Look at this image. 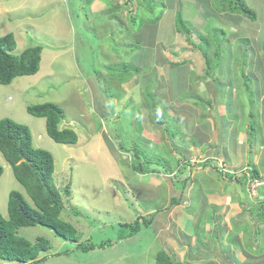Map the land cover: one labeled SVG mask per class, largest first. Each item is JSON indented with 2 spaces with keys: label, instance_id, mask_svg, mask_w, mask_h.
Masks as SVG:
<instances>
[{
  "label": "crops",
  "instance_id": "crops-1",
  "mask_svg": "<svg viewBox=\"0 0 264 264\" xmlns=\"http://www.w3.org/2000/svg\"><path fill=\"white\" fill-rule=\"evenodd\" d=\"M126 1L132 7L139 8L143 6L142 10L131 7L133 9L131 11H135L136 14L143 13L142 11L145 10L146 0ZM181 1H184V5H186V16L181 11L184 6ZM34 2L36 3V0ZM212 2V0H166L165 8L170 7L167 16L162 17L159 14L154 18L153 15L154 19L148 20L144 27L138 26L137 15L132 12L127 11L130 14L128 21L126 12L123 15L124 20L119 19L114 9L115 6L110 8L107 13L103 9L104 13L99 11L100 15L96 12L97 16L95 15L93 21L95 29L101 32V34H97L99 46L103 48L104 44H108L109 46L103 49V52L107 50L111 52V57L116 58L108 65L105 64V61H101L99 65L104 71L109 69L112 73L118 67L117 72L120 77L129 76L128 81L124 79L119 83L106 79L107 82L110 81L118 87L115 94L117 97L115 98L116 102L111 106L113 114L109 116V120L119 125L118 130L122 132V135H131V145L127 144V148L130 149L129 152L134 157L132 161L137 163L136 161L139 159V144L134 142L132 138L142 139L140 144L147 152L150 150L152 154L148 158H143V161H140L139 164L137 163L138 167L134 169V174L137 175L139 180H131V183H129L139 189L140 193L137 194L148 201L146 203L148 204L147 207L151 209V213L148 214L147 218L152 217V223L149 227L143 229L149 228V232H153V237L147 239L149 232L145 237H142L145 241L147 239V244L142 250L145 253H151L153 257H156L159 251H164L173 259L175 258V262L181 264L186 255L192 259L198 253L207 254L206 252L215 248L216 237L221 239V234L225 235L220 240L223 246L222 249H227L230 253L228 255L223 253L224 256L236 264H242L243 262L239 259L238 254L232 253L229 247L224 245L232 235L226 236L225 232H220V228L226 229L228 226V229H230L231 225L237 228L246 222L248 226L256 225V230L253 231L256 236L257 227L261 229L264 226L260 225L264 221H259L252 212L254 203L258 204V202L248 200L244 185L240 184L238 186L241 183L240 177L242 175L231 179L232 177H222L213 170L217 165H222L227 171L235 169L241 172H250L251 169L253 174L258 171L260 176V169L264 168L263 155L262 163H259V166L255 164L253 159L252 167L247 161L244 162L252 147L250 150L247 147V129L242 130V123L245 122L244 113H246L245 101L242 99L241 104L237 101L239 98L237 93L239 92L242 96L246 92L245 85L244 91L241 93V86L236 81L237 75L232 66L236 62L232 49L237 50V48L230 47L228 57L225 60V74L230 82H223L222 75L216 69L207 68L206 60L201 51L193 45L186 33L177 31L176 17L179 15L178 12L181 11L183 18H185L184 20L181 17L183 24L189 29V32L195 35H206L214 29L213 27L225 29L226 26H229V29H232L231 31H234V33H228L227 31V37L232 38L233 43H239L240 39H248L238 36L240 30H242L241 27L235 30L231 25L232 20H235L236 23H241L242 20L233 14L215 12L211 6ZM13 10H16V6L9 8L0 2V26H3L4 20H6L4 15ZM103 16H106V19L102 18ZM39 18H41V15L37 13L36 19ZM61 18L60 16L55 17L51 21L49 26L52 28L53 34L66 28L70 30L71 27L66 26L68 23L64 16L63 19ZM165 20L169 21V28L164 29L163 32L168 31V33L162 34L161 28ZM1 21H3L2 24ZM188 23L193 27L192 29L189 28ZM107 27H111L110 32ZM159 32L161 33L160 36H158ZM260 36L263 38V33L259 34ZM229 43L231 42L229 41ZM243 44L244 42L239 43L241 46ZM243 50L244 47L242 50L240 49V52H235L244 58ZM254 54L256 57V52ZM69 55H71V60L68 59ZM74 56L73 52L68 54L54 51L51 59L52 61L60 60L59 62L68 66L73 64L71 70L74 68L76 73L74 72L72 81L81 79L79 83L81 84L83 75L77 69ZM251 56L254 58L253 54ZM252 64L254 65L250 66H252L253 72L258 75L257 71L263 63L260 66L256 65L257 58H255ZM259 74H261L260 79L261 77L264 79V73ZM253 80L256 83L255 90L257 92L259 79L257 81V78L253 76ZM217 81H219V86L224 91L231 92L237 104V118H230L228 124L218 114L219 104L217 99L220 92L217 88ZM84 82L93 91L94 96L96 95L95 92L98 96H102L100 92L102 93L103 87L101 84L99 85L98 78L94 80L93 84L89 79ZM9 85L14 86L17 92H20L18 89L25 86L24 89L29 90L33 84L27 86L25 80L16 77ZM237 86L239 87L238 90L236 89ZM16 90L13 91L15 94ZM23 91L21 90V93ZM145 94L150 97L148 102L144 97ZM185 95L198 97L202 108L198 103L191 104L189 101L183 100L186 97ZM202 97L205 98V101L201 100ZM104 98H108L107 95ZM101 99L102 102L99 104L98 101H95L96 106H98L96 110L98 117H85L87 123H92L98 128L95 132H89L90 138L85 141V145L88 146L91 143V145L100 146V139H106L105 143L101 145L102 148L105 147L106 150L103 149L102 151L106 153L101 154L102 157H99L109 161L114 166L113 170L118 178L122 173L118 169L119 161L117 160L118 157L120 158L121 153L107 136L108 123H106L105 116H103L104 107L107 108V101L103 97ZM123 112L125 114L121 116ZM234 119L235 121H232ZM32 120L36 121L37 127L40 129L38 137L42 139L45 137L46 140L45 118L28 117V124L34 125ZM169 121L175 122V134L169 133V127L171 126ZM70 125L65 120L64 114L60 128H70L77 135L78 131ZM29 129L32 144L37 148L32 130L34 128L29 126ZM229 133L232 136H229ZM173 135H176V137H172ZM245 135L246 137H244ZM79 136L77 135V142L71 145L80 144L84 141V139L81 141ZM232 142L234 143L233 148L230 147ZM244 145H246V148L243 147ZM54 146L56 145L50 143L49 147H44L51 148ZM110 149L113 155L107 152ZM233 155L237 157L236 161L233 159ZM252 156L253 154H251ZM66 157L70 159L77 158V154ZM79 158H81L80 155ZM114 158L115 160H113ZM242 158L243 161L241 162ZM63 160V163H65L66 160ZM0 165L4 168L3 174L0 176V213L3 217H6L7 199L10 190L16 189L23 195L25 191L15 177H12L11 167L1 152ZM7 168L8 172L6 171ZM113 170H111V174H113ZM158 176L167 178V181H160L159 179L162 178ZM1 182H4L3 186ZM142 186L144 187L142 188ZM243 193H246V196ZM176 194L179 195L176 196L177 200L173 197ZM4 199H6V203L3 204ZM159 203H163V206L158 209L156 206ZM2 208L6 212H3ZM166 209L168 210L166 211ZM248 210L249 212H247ZM221 220L223 227L219 226ZM162 229H165V233L162 232ZM240 230H242V227H240ZM240 230L239 232L242 234ZM247 231H250V228ZM41 256H43V253L39 257Z\"/></svg>",
  "mask_w": 264,
  "mask_h": 264
},
{
  "label": "rangeland",
  "instance_id": "rangeland-1",
  "mask_svg": "<svg viewBox=\"0 0 264 264\" xmlns=\"http://www.w3.org/2000/svg\"><path fill=\"white\" fill-rule=\"evenodd\" d=\"M147 1H151L149 5H147ZM212 1L211 6L215 10L217 3L216 0ZM244 1L257 14V20L250 22L243 17L235 16L241 19L242 22L236 23L235 20H232L231 25L235 30L238 27H241L242 30H240L238 36L249 39L250 43L248 47H246V44L241 46L239 43H233L231 40L232 38L227 37L228 35L226 36L224 34L227 33V31L228 33H234V31H231L232 29H229V26H226L225 29L213 27L214 29H212L210 33L204 35H209L208 37L212 41L215 39L220 41L219 49L221 55L218 58L214 56L216 49L213 44L208 47V45H205L202 38H200L201 41H198V43L200 44V50L206 51L209 54L210 62L207 65L209 68L211 66L212 69H216L222 75L223 82H230L225 74V60L228 57L227 52L230 51V47L232 48V46L237 48V50L232 49L234 52L233 55L236 58V62L233 63L232 66L237 75L236 81L241 86V93L244 91V83H242L240 78L239 68L244 69L246 73L248 72V74L255 76L257 81L259 79L257 92L255 90L256 83L254 82L251 85V89L243 93L242 96L239 92L237 93L239 97L237 100L238 103L241 104L242 99H244L246 113L248 112L247 114L244 113L245 122L242 123V130L247 129L250 122L254 128L252 133H248L247 137L246 135L244 136L246 137L249 150L252 147L250 152L247 153L248 156L245 157L244 162L247 161L252 167V163L254 162L259 166V163H262V155L264 156V79L263 77H261V79L259 77L261 75L259 73H264V56L261 51V43L264 41V0ZM0 2L9 8L16 6V10L10 11L8 14L4 15L7 21L4 20V23L1 21L3 26H0V36L11 33L16 40V47L12 53L17 56L28 47L35 45H40L42 47L38 72L33 76L19 77V79L22 78L25 80L27 86L33 84L29 90H25V86L22 87L20 85L22 88L18 89L20 92H17L14 86H4L0 84V120L10 119L19 124H28L27 118L33 116L27 113L26 108L32 104L51 102L63 110L67 123H70V126L78 131L79 134L77 133V135H80L79 138H81V141L84 139L82 143L76 145L58 144L48 136H46L48 140H45V137L43 139L39 138L38 133L40 129L37 127L36 121L32 120L34 125L30 123L28 124L34 128L32 130L35 135L34 142L35 145L38 146L37 148L48 151L55 159L53 179L57 189L61 192L64 205V210L62 211L60 218L69 222L76 228L78 233L82 236L80 240L81 242L91 240L94 243H101L103 240L107 239L114 240L117 238L116 231L118 226H115L116 224H129L136 220L137 216L141 215L147 218L148 214L151 213V209H148V204H146L148 201L143 197H139V194H137L140 193L139 189L129 183H131V180H139L137 175L134 174V169L138 167L137 163L139 164L140 161H143V158H148L149 156H152V154L150 153V150L147 152L146 149L142 147L140 144V140L142 141V139L132 138L134 142L139 144V159H137V163L132 161L134 157L129 152L130 149L127 148V144L131 145V135H122V132L118 130L119 125L114 124L109 120V116L113 114L111 106L116 102L115 98L117 97L115 94L118 89L117 85L110 83V81L114 80L117 83L122 82L124 79L128 81L129 76L120 77L117 72L118 67H116L115 72L113 71L112 73L109 69L104 71L99 65L101 61H105V64L108 65L116 58L111 57V52L107 50L103 52V49H106V47L109 46L108 44H104L103 48L102 46H99L97 42V34H101V32L95 29L93 21L95 15L97 16L96 12L100 15L101 13L99 11H102V9L109 11V9L114 6L118 18L121 20H124L123 15H125V12L128 14L126 16L127 21L130 16L128 12L134 14H136V12L131 11L133 10L131 9L132 6H129L128 1L126 0H36V3L34 0H0ZM181 3L184 5V1H181ZM165 6L166 0H146V5H144L145 10L142 11L143 13L140 12L136 14L138 26L144 27L148 20L150 21L151 18L154 19L155 16L157 17L159 14H161L162 17L165 15L167 16V13L170 12V7L165 8ZM185 6L186 5L181 8L184 16H186ZM133 7H135L134 9L136 10H142L143 6L139 8L136 6ZM181 11L178 12V16L183 18ZM37 13L41 15V18L36 19ZM59 16L62 17L61 19H63L64 16L67 23L71 25L69 26L67 24L66 26L71 28L70 30L66 28L61 32L57 31L53 34V30L49 25L55 17ZM102 18L106 19V16H103ZM183 19L185 20V18ZM88 22H90V25ZM187 25L190 29L193 28L190 23ZM166 28H169V21L167 20H165V23L161 28L162 34L166 32L168 33V31L163 32ZM109 29H111V27H107V30L110 32L111 30ZM215 30L217 31L215 32ZM190 33L194 38L198 36L192 32ZM262 33L263 38L262 36L259 37V34L261 35ZM160 35L161 33L159 32L158 36ZM111 40L113 39L111 38ZM228 40L231 43H229ZM191 42H193L192 39ZM243 47L244 58H242V55H239V53H236L240 52V49L242 50ZM54 51L66 52L68 54L73 52L75 54L74 59L76 61L77 69L83 75L81 84H79L81 79L74 80V82L72 81V77L76 73L74 68L71 70L72 63L71 66H68L67 64L64 65L62 62H59L60 60L52 61L51 57L53 56ZM255 52L256 57L254 56ZM252 54L254 58L251 56ZM255 58H257L256 65L260 66V64L263 63V65L259 67V71H257L258 75L253 72L252 66H250L254 65L252 64V61ZM68 59L71 60V55H69ZM96 78L100 81L99 85L101 84L103 87L102 93L100 92L102 95L101 97L107 101V108L104 107L105 111L103 113L105 121L108 123L107 136L112 142H114L113 145H116L117 150L121 153L120 158H117L119 161L118 169L122 172L118 178L113 170L114 166L109 161L101 158V154L106 153L102 151L105 147H101L106 139H100V146L96 144L91 145V143H89L88 146L85 145V141L90 138L89 132H95L98 129L94 124L87 123L86 118L92 116L95 118L98 117L96 111L98 106H96L95 101H98L99 104L102 102V99L97 95V92H95L96 95L94 96L93 91L84 81L89 79L93 84ZM106 79L110 80L108 81L109 83ZM152 79L154 78L152 77ZM217 88L220 92L219 98L217 99L219 104L218 114L219 117L228 124L229 120H231L230 118H237V104L234 101L231 92H226L219 86V81H217ZM236 89L238 90L239 87L237 86ZM14 90H16V94L13 92ZM21 90L24 91L21 93ZM106 95L108 98H104ZM185 96L186 97L183 100H187L191 104L198 103L200 108H202L198 97L194 95ZM144 97L148 102L150 97L147 94H145ZM201 100L205 101V98L202 97ZM150 104H152V102H150ZM249 113L253 115L252 119L249 116ZM123 114H125V112L121 113V116ZM232 121H235V119ZM169 123L171 124L169 127V133L175 134V122L169 121ZM229 136H232L231 133H229ZM248 136L251 139H249ZM172 137L175 138L176 135H173ZM50 143H53L56 146L48 148ZM230 147H234L233 142L230 144ZM243 147L246 148V145ZM50 149L52 150L51 152ZM107 152L112 154L111 149ZM74 154H77V158L70 159L66 157H70ZM251 154H253L252 157ZM79 155L81 158H79ZM232 157L235 161L237 160L235 155ZM63 159H67L65 163H63ZM113 160H115V158ZM242 161L243 158L241 159V162ZM111 170H113V174H111ZM260 170L261 175L259 178L264 179V168H261ZM6 171L8 172V168ZM10 172L14 178L12 169ZM215 172L218 175L220 174L222 177H225L240 171L235 169L227 171L224 167V172L221 170L219 173L217 171ZM250 172H252L251 169ZM240 178L241 183H239L238 186L242 184L244 185L245 190H247L249 182L247 181L246 184H243L241 181L243 177ZM166 179L167 178L163 177L159 180L165 182L167 181ZM1 183L3 186L4 182ZM68 184H70V195L65 194V187ZM143 187L144 186H142V188ZM12 190L17 191L16 189H11L10 191ZM258 191L259 194L257 193ZM257 192L253 193L252 191H246L248 195L247 198L248 200L258 202V204L256 202L254 203L252 212L254 217H257L259 221H264V187H260ZM246 193L243 194L246 196ZM24 196L26 198L25 192ZM176 196L178 197L179 195L176 194L173 196L177 200L178 198H176ZM26 199L29 200L28 198ZM4 203H6V199H4L3 204ZM162 206L163 203H159L156 207L159 209ZM1 210L6 212L4 208ZM167 210L168 209H166V211ZM76 211L80 212V215L76 216L74 214ZM247 212H249V210ZM221 222L222 220L219 222V226L223 227ZM260 225H264V222ZM110 226L114 227V230H111L112 228ZM254 226H248V223L244 222V224L240 226L242 227V230H240V227L234 228L233 225H231L230 229H228V226L226 229L220 228V232H225L226 236L230 234L232 235L229 241L226 242V244H223L228 246L232 253L234 252L238 254L239 259L243 262L242 264H264V226L261 229L257 227L258 232L256 236L253 233V231L256 230V225ZM248 228H250V231H247ZM148 229H143L140 234L138 233L133 238L121 241L118 245L102 250L97 249L89 253H82L74 250V247L78 242L71 243L69 240H64L63 238L55 236L46 228H21L18 230V235L26 238L31 243H33L38 236L44 237L52 243V248L46 254L59 255L54 257L50 256L46 262H42L41 264H155V257H153L151 253H145V251L142 250L147 244V239L153 237V232H149ZM148 232L149 235L145 241L142 237H145ZM162 232L165 233V229H162ZM162 232L161 234H163ZM223 235L224 234H221V239L225 236ZM140 238L141 240L139 241ZM221 239L216 237L215 248L206 252L207 254L198 253L197 256L192 259L186 255L182 264H236L231 259L224 256V254L228 255L230 253L227 249H222L223 246L220 241ZM65 250L67 251V254H62L61 252H64ZM173 260L175 261L176 259L174 258ZM0 264L18 263L0 261Z\"/></svg>",
  "mask_w": 264,
  "mask_h": 264
},
{
  "label": "trees",
  "instance_id": "trees-1",
  "mask_svg": "<svg viewBox=\"0 0 264 264\" xmlns=\"http://www.w3.org/2000/svg\"><path fill=\"white\" fill-rule=\"evenodd\" d=\"M216 12L229 13L234 16L243 17L250 22L257 20V14L245 3L244 0H216ZM150 4V3H149ZM148 4V5H149ZM108 12L107 10L105 11ZM177 31H183L188 38L192 39L193 45L200 50L198 41L203 39L205 45L215 46L214 56L221 55L217 39L210 40L209 35L199 34L194 38L189 29L183 24L181 17L176 18ZM217 30H215L216 32ZM222 33V32H221ZM227 36V33H224ZM249 46V39H240ZM238 45V44H237ZM16 47V40L13 34L0 36V84L9 85L16 77L32 76L39 70L42 47L35 45L26 48L21 54L14 55L12 51ZM202 56L209 64V54L200 50ZM261 51L264 55V41L261 43ZM228 54V52H227ZM211 67V66H210ZM207 68L209 66L207 65ZM240 78L243 80L246 91L251 89L254 83L253 75L248 74L244 69L240 70ZM246 83V84H245ZM26 111L34 117L45 118V131L47 136L58 144H75L76 133L70 128H60L64 119L63 110L54 103L32 104L27 106ZM251 119L253 115L249 113ZM254 131L251 122L247 127V134ZM250 136V134H249ZM248 136V137H249ZM249 139H251L249 137ZM0 152L12 169L16 181L23 187L25 196L12 190L7 199V215L3 217L0 213V261L15 262L18 264H41L46 262L50 256L46 254L51 248V243L44 237H36L34 242L18 235V230L28 227H42L49 229L55 236L78 244L74 250L82 253H89L94 250H102L118 245L121 241L133 238L152 223V217L144 218L137 216L131 223H118L116 231L117 238L114 240H103L101 243H94L91 240L81 242V235L69 222L60 218L64 205L61 192L57 189L53 175L55 171L54 158L46 150L35 148L32 144L31 131L28 126L19 124L10 119L0 120ZM247 172V173H246ZM244 177L259 178L258 171H245ZM3 168L0 165V176ZM235 175V174H234ZM241 176V175H238ZM231 179H235L234 176ZM70 184L65 187V194L70 195ZM74 210V209H73ZM76 216L80 212L74 213ZM111 227V226H110ZM114 230V227H111ZM67 251L61 252L67 254ZM43 253V256L39 257ZM155 264H181L175 262L172 257L164 251H159L155 257Z\"/></svg>",
  "mask_w": 264,
  "mask_h": 264
},
{
  "label": "built area",
  "instance_id": "built-area-1",
  "mask_svg": "<svg viewBox=\"0 0 264 264\" xmlns=\"http://www.w3.org/2000/svg\"><path fill=\"white\" fill-rule=\"evenodd\" d=\"M247 181L249 182V184L247 185L248 192L252 191L253 193H256V191L260 187H264V179H261V178H254V179L253 178H249Z\"/></svg>",
  "mask_w": 264,
  "mask_h": 264
},
{
  "label": "clouds",
  "instance_id": "clouds-1",
  "mask_svg": "<svg viewBox=\"0 0 264 264\" xmlns=\"http://www.w3.org/2000/svg\"><path fill=\"white\" fill-rule=\"evenodd\" d=\"M198 164V163H197ZM214 171H217L218 173H219V171L221 170V171H223L224 172V167L222 166V165H217V167L216 168H214L213 169ZM222 172V173H223ZM224 174V173H223ZM234 176V178H237L238 177V175H234V174H232L231 176H225V177H233ZM243 177V180H242V182H243V184H246V182H247V180L249 179H246L244 176H242ZM248 191V190H247ZM258 193V192H257Z\"/></svg>",
  "mask_w": 264,
  "mask_h": 264
},
{
  "label": "bare ground",
  "instance_id": "bare-ground-1",
  "mask_svg": "<svg viewBox=\"0 0 264 264\" xmlns=\"http://www.w3.org/2000/svg\"><path fill=\"white\" fill-rule=\"evenodd\" d=\"M235 175H242V174H244L243 172H238V173H234ZM246 175V174H245ZM257 192V191H256Z\"/></svg>",
  "mask_w": 264,
  "mask_h": 264
}]
</instances>
